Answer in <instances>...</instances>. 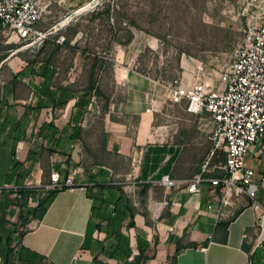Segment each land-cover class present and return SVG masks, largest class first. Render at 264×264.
Wrapping results in <instances>:
<instances>
[{
	"label": "crops",
	"instance_id": "0c3cea01",
	"mask_svg": "<svg viewBox=\"0 0 264 264\" xmlns=\"http://www.w3.org/2000/svg\"><path fill=\"white\" fill-rule=\"evenodd\" d=\"M81 36L0 48V264H264L261 213L247 197L225 207L211 183L219 170L195 193L181 183L210 157L211 115L170 101V81L133 68L122 50L109 60L112 91L100 94L95 71L108 60L89 63ZM191 60L177 76L188 87ZM247 166L264 207V142Z\"/></svg>",
	"mask_w": 264,
	"mask_h": 264
},
{
	"label": "built area",
	"instance_id": "2783aa9c",
	"mask_svg": "<svg viewBox=\"0 0 264 264\" xmlns=\"http://www.w3.org/2000/svg\"><path fill=\"white\" fill-rule=\"evenodd\" d=\"M56 2L0 0V48L3 44L16 42L23 44L22 49H33L54 36H57V43L63 44L66 41L63 31L83 15L94 12L100 4V1L93 0L67 14L50 29L39 30L37 25L51 12ZM66 2L59 0L60 4ZM240 2L239 17L244 21L242 36L234 46L225 70L209 72L199 62L190 87L180 76L166 87L170 101L180 103L187 100L189 112H208L213 122V147L202 166V173L181 183L189 192L195 193L207 172L219 170L222 177L212 179L211 183L221 188L223 205L232 204L231 195L236 200L247 197L252 208L261 213V243L264 239V207L257 199L254 188L256 173L247 166V158L257 142H264V0ZM218 153H223L224 161L213 165ZM51 180L58 183L60 175L52 173ZM66 183L72 186L73 177H69ZM162 184L168 188L177 186V182L168 176L162 178Z\"/></svg>",
	"mask_w": 264,
	"mask_h": 264
},
{
	"label": "rangeland",
	"instance_id": "374dc122",
	"mask_svg": "<svg viewBox=\"0 0 264 264\" xmlns=\"http://www.w3.org/2000/svg\"><path fill=\"white\" fill-rule=\"evenodd\" d=\"M92 1L67 0L66 4H60L57 0L37 28L46 31ZM97 1H100L95 9L97 17L88 13L82 22L79 19L73 22L64 31L63 45L70 43L76 32H81L80 48L87 52L89 63L95 54L107 58V64H100L95 71L100 94L112 91L113 66L109 60H114L120 50L133 68L150 77L171 81L180 74L181 60L202 62L209 72L225 70L242 36L241 0ZM109 3L114 6L111 22L105 12ZM115 33L119 40L114 38ZM46 43H57V36ZM22 45L11 43V55L13 49Z\"/></svg>",
	"mask_w": 264,
	"mask_h": 264
},
{
	"label": "trees",
	"instance_id": "16d2710c",
	"mask_svg": "<svg viewBox=\"0 0 264 264\" xmlns=\"http://www.w3.org/2000/svg\"><path fill=\"white\" fill-rule=\"evenodd\" d=\"M114 6L111 4V3H109V4H107L106 5V7H105V12H106V14H107V16L108 17H110L111 16V13L113 12V10H114V8H113ZM117 36H118V33L116 34H114V38H116L117 39ZM117 40H119V39H117ZM45 43V42H44ZM96 63L98 64L99 63V60L98 59H96ZM95 69L97 68V65L94 67ZM94 78V77H93ZM45 209H42L41 211H39L38 213L39 214H37V216L39 217V218H41L42 216H43V214L45 213Z\"/></svg>",
	"mask_w": 264,
	"mask_h": 264
}]
</instances>
